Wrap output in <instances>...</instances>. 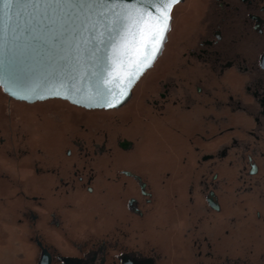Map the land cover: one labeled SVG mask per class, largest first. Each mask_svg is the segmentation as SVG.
I'll return each mask as SVG.
<instances>
[{"label": "flooded vegetation", "instance_id": "obj_1", "mask_svg": "<svg viewBox=\"0 0 264 264\" xmlns=\"http://www.w3.org/2000/svg\"><path fill=\"white\" fill-rule=\"evenodd\" d=\"M172 15L183 55L173 79L161 78L145 106L127 109L129 121L142 110V128L122 129L121 114H103L113 109L59 108L48 99L28 103L42 114L30 132L20 122L0 136V160L12 169L0 161V184L15 210V225L25 226L37 250L36 264L43 248L48 264H148L150 258L154 264H209L198 259L215 254L207 235L198 240L192 200L200 193L210 211L222 210L226 182L216 181L228 172L217 163L226 154L204 151L212 148L214 130L224 134L235 127L229 113L258 106L264 112V0H183ZM179 88L188 91L182 110L181 100L171 97ZM215 114L224 121L213 120ZM156 117L177 135L185 124L206 125L205 132L194 133L206 144L180 154L175 175L160 159L151 166L142 151ZM23 170H29L25 177ZM187 173L201 177L200 185L187 188ZM185 193L191 203L183 206ZM211 193L217 208L207 200ZM220 257L210 264H237L227 251Z\"/></svg>", "mask_w": 264, "mask_h": 264}, {"label": "rangeland", "instance_id": "obj_2", "mask_svg": "<svg viewBox=\"0 0 264 264\" xmlns=\"http://www.w3.org/2000/svg\"><path fill=\"white\" fill-rule=\"evenodd\" d=\"M176 40L175 29L172 26L169 41L161 57L137 82L130 100L117 109L103 113L108 117L114 113L121 114L122 119L119 126L122 129L127 128L125 126L128 124L140 127L143 123L141 109L135 110L134 120L129 121L126 114L129 106L136 105L137 108L145 106V97L148 98L151 91L157 89L161 78L173 79L176 59L183 55L182 50L177 48ZM187 95L188 91L181 88L172 92L171 97L181 100V110L186 106L183 98ZM246 96L251 98L248 99L249 101L254 100L252 94L247 93ZM47 102L59 108L66 107V105L73 107L70 103L59 99H51ZM254 102L257 103L256 100ZM37 107V104L13 101L10 98L5 100L0 96V136H4L3 133L7 134L8 129L5 128L11 125L14 127V124L20 122L23 125L22 129L28 128L27 132H30L31 127H34L42 117V114L36 111ZM258 108L244 113H229L228 121L231 126L235 127L228 131L225 130L224 134L219 130H214L212 148L204 151L218 154L224 152L226 154L224 161L221 164L218 162L217 165L228 173L216 181L217 185L222 181L226 182L225 189L219 197L222 204L221 211H210L203 194L197 193L192 200L194 202L192 208L195 209H193L194 217L197 218L199 224L198 240L200 242L207 235L215 250L213 256L203 254L205 257L199 258L198 262L202 259L209 264L216 260L219 261L224 259L220 257L221 254L227 251L231 262L264 264V112H262V107L258 106ZM171 109L169 113L175 114L173 108ZM219 115H216L213 120L224 121V118ZM162 123L164 122L158 117L152 119L149 124V133L145 136L147 142L144 143L142 151L144 150L151 166L156 164L157 159H160L163 167L175 175L179 170L180 154H191L194 152V146L206 144L194 135L196 131L205 132L206 125L199 124L194 129L192 125L185 124L181 127L179 134L181 138L179 139V135L175 129H172V126ZM27 136L31 138L30 134ZM1 163L11 169L6 162L1 161ZM28 174L29 170L22 171V177ZM187 174L188 176L183 178L187 188L193 183L200 185L198 181L201 177L191 178L190 174ZM210 176L209 174L208 180L211 179ZM171 186L175 190V184ZM171 193L176 195L174 191ZM188 196V193L181 195L183 206L191 203ZM7 197V193L3 192L0 184V264H36L37 250L29 241L25 226L15 225V210L10 207ZM181 217L183 223L188 220L186 210L181 213ZM211 227L215 230L210 231ZM222 238L225 240L222 241Z\"/></svg>", "mask_w": 264, "mask_h": 264}, {"label": "water", "instance_id": "obj_3", "mask_svg": "<svg viewBox=\"0 0 264 264\" xmlns=\"http://www.w3.org/2000/svg\"><path fill=\"white\" fill-rule=\"evenodd\" d=\"M125 3L151 10L145 0H16L12 4L0 0L2 91L26 103L61 99L106 110L126 104L137 82L162 55L169 33L160 54L121 97V86L112 76V55L123 29L120 17ZM101 94L105 99H100ZM115 99L120 102L105 106ZM207 200L217 208L215 195L209 194ZM49 260L43 248L37 264Z\"/></svg>", "mask_w": 264, "mask_h": 264}, {"label": "snow or ice", "instance_id": "obj_4", "mask_svg": "<svg viewBox=\"0 0 264 264\" xmlns=\"http://www.w3.org/2000/svg\"><path fill=\"white\" fill-rule=\"evenodd\" d=\"M12 4L16 0H4ZM151 10L139 6H122L123 29L119 43L113 48L112 65L115 83L120 87V96L126 95L127 87L137 79L144 69L151 66L160 54L172 27V10L179 0H145ZM59 95V93H57ZM100 99H105L100 95ZM119 99L108 101L112 107Z\"/></svg>", "mask_w": 264, "mask_h": 264}, {"label": "trees", "instance_id": "obj_5", "mask_svg": "<svg viewBox=\"0 0 264 264\" xmlns=\"http://www.w3.org/2000/svg\"><path fill=\"white\" fill-rule=\"evenodd\" d=\"M172 31V28H171V30H170V32ZM170 32H169V37H170ZM169 37H168V41H169ZM168 41L166 42V45H167V43H168ZM166 45H165V47H166ZM161 57V56H160ZM159 57V58H160ZM158 58V59H159ZM0 96H2V98H5V100H7V99H9V97H8V95L7 94H5L3 91H2V88L0 87ZM13 101H18V100H14V99H12ZM51 100V99H50ZM59 100H61V99H59ZM63 101H65V100H63ZM22 102H24V101H22ZM66 102H68V101H66ZM69 103V102H68ZM72 105V104H71Z\"/></svg>", "mask_w": 264, "mask_h": 264}]
</instances>
